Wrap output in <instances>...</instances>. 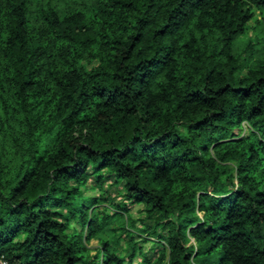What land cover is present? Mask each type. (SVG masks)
<instances>
[{
	"label": "trees",
	"instance_id": "obj_1",
	"mask_svg": "<svg viewBox=\"0 0 264 264\" xmlns=\"http://www.w3.org/2000/svg\"><path fill=\"white\" fill-rule=\"evenodd\" d=\"M252 20L264 0H0V258L264 264V43L252 64L235 47Z\"/></svg>",
	"mask_w": 264,
	"mask_h": 264
},
{
	"label": "rangeland",
	"instance_id": "obj_2",
	"mask_svg": "<svg viewBox=\"0 0 264 264\" xmlns=\"http://www.w3.org/2000/svg\"><path fill=\"white\" fill-rule=\"evenodd\" d=\"M64 1V0H63ZM256 15H259V11L256 10ZM257 17V16H256ZM264 43V27L262 24L257 22L256 20H252L250 22V28L247 30L246 33L242 34L235 43V47L238 51V53L241 55L242 59L246 60V63L252 64L254 61H256L257 58L261 56L262 52V45ZM249 125L245 123L243 134L248 133ZM94 179H91L88 182L89 189L86 190V194H96L99 195L101 192V189L98 188H92V185H94ZM91 186V187H90ZM106 196H109L113 203H119V202H127L128 206L130 207V212L134 219H136V227H141L143 225V221L145 219V211L144 205H131V203H128V201H125L123 197V188L121 184H116L113 179L107 180L104 184V191ZM99 210L101 211V215L104 214V212H110L114 213L115 209L113 206L109 203L108 200H106L104 203H102L99 206ZM147 222H151L150 220H147ZM120 223V222H119ZM118 222L114 223V226H118ZM75 224V223H74ZM133 235L136 240H139V233L135 227L129 226L128 231L122 233L120 237V242L118 243V249L119 253L124 255L127 252L128 245V236ZM110 239V237H109ZM160 244L156 240H148L143 243V250L146 253V255L154 259L157 256L158 248ZM90 247L92 248V254H96L98 248L100 247V238H93L90 241ZM127 264H145L143 260V256L138 254L132 263L127 261Z\"/></svg>",
	"mask_w": 264,
	"mask_h": 264
},
{
	"label": "built area",
	"instance_id": "obj_3",
	"mask_svg": "<svg viewBox=\"0 0 264 264\" xmlns=\"http://www.w3.org/2000/svg\"><path fill=\"white\" fill-rule=\"evenodd\" d=\"M0 264H10V263L8 262L7 259H5L4 257H1L0 258Z\"/></svg>",
	"mask_w": 264,
	"mask_h": 264
}]
</instances>
